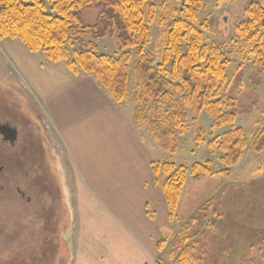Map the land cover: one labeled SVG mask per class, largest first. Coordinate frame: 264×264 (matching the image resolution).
<instances>
[{"label":"rangeland","instance_id":"obj_1","mask_svg":"<svg viewBox=\"0 0 264 264\" xmlns=\"http://www.w3.org/2000/svg\"><path fill=\"white\" fill-rule=\"evenodd\" d=\"M256 2L204 0L199 11L207 22V43L218 44L229 61L220 98L236 113L235 126L245 130L250 144L227 176L191 174L199 161L210 160L214 171L225 168L222 153L207 144L230 127L213 129L206 112L197 121L190 113L187 133L176 135L175 154L159 148L151 107L145 120L134 121V96L142 91L133 64L128 93L117 105L92 75L73 73L66 60L52 61L42 49L33 53L19 39L0 38V108L23 120L14 162L0 178V264H72L76 242L78 253L106 255L113 251L109 242L115 245L123 233L131 237L128 230L138 234L148 227L159 242L164 239L151 264H264V149L251 148L264 123V67L242 59L237 37V26ZM155 4L145 51L158 56L163 31L181 1ZM100 12L101 7L86 9L85 23H96ZM95 44L100 53L117 56L112 37ZM68 47L73 51L78 45ZM172 106L164 101L159 111L168 115ZM199 127L205 129L204 143L197 145ZM153 161L174 162L187 171L172 221L160 187L165 176L153 173ZM183 228L185 239L178 234ZM150 239L152 244L155 236Z\"/></svg>","mask_w":264,"mask_h":264},{"label":"trees","instance_id":"obj_2","mask_svg":"<svg viewBox=\"0 0 264 264\" xmlns=\"http://www.w3.org/2000/svg\"><path fill=\"white\" fill-rule=\"evenodd\" d=\"M156 0H0V38L19 39L28 49H41L48 59L67 61L75 74L92 75L100 87L121 105L128 93L133 64L134 79L141 93L134 96L133 118L139 124L151 107L157 114L150 121L151 130L160 149L175 154L178 151L177 133H187L190 123L203 112L213 120V129L229 126V130L215 137L207 147L222 153L225 168L214 171L210 160L192 165L194 176H227L237 166L250 146L245 130L235 126L237 115L220 98L228 80V59L216 43L208 44L199 11L204 0H180L176 18L162 34L160 54L145 51L152 40L151 26L157 15ZM100 8L96 23H85L83 12ZM86 36L93 40L85 43ZM112 37L117 56L98 51L95 42ZM242 59L264 67V0L249 7L248 19L237 26ZM76 42L73 51L68 45ZM134 52V54H132ZM134 57L136 60L132 63ZM166 102L173 106L168 115L160 107ZM205 129H197L196 144H203ZM255 152L264 149V123L257 130L251 147ZM153 173L165 176L160 187L167 208L168 219L174 220L187 180V171L174 162L153 161ZM187 229L178 234L185 239ZM158 246L161 248V242Z\"/></svg>","mask_w":264,"mask_h":264},{"label":"crops","instance_id":"obj_3","mask_svg":"<svg viewBox=\"0 0 264 264\" xmlns=\"http://www.w3.org/2000/svg\"><path fill=\"white\" fill-rule=\"evenodd\" d=\"M123 234V237L116 239L115 245L109 242L108 245L113 248V251L106 255L90 254L87 250L78 253L79 242H76L74 258L73 260L71 258L72 264H151L150 261H153L157 255V245L160 237L157 238L155 233H151L149 227L138 234L128 230L127 234L131 235L129 238H125V233ZM151 236H155L152 244H150Z\"/></svg>","mask_w":264,"mask_h":264},{"label":"flooded vegetation","instance_id":"obj_4","mask_svg":"<svg viewBox=\"0 0 264 264\" xmlns=\"http://www.w3.org/2000/svg\"><path fill=\"white\" fill-rule=\"evenodd\" d=\"M21 123V124H20ZM23 128V120L18 122L17 119L12 117L11 111H6V109L0 108V178L6 174L7 165L9 170V163L13 161V148L16 149V145L19 142L22 134ZM27 135L25 136L24 140L21 143V151L20 156L23 153V147L27 143ZM19 157V156H18ZM17 157V161H18ZM27 158V154L25 155ZM16 164V158L14 159ZM27 160V159H26ZM10 175L7 177L10 180ZM17 192L22 196L25 197L26 193L23 191L19 186H17Z\"/></svg>","mask_w":264,"mask_h":264}]
</instances>
